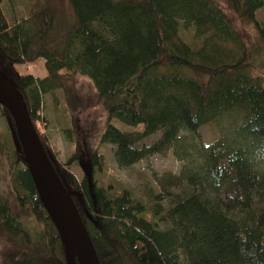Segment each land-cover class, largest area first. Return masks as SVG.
<instances>
[{"label":"trees","instance_id":"trees-1","mask_svg":"<svg viewBox=\"0 0 264 264\" xmlns=\"http://www.w3.org/2000/svg\"><path fill=\"white\" fill-rule=\"evenodd\" d=\"M0 0V71L14 85L44 151L78 212L99 264H264V86L252 76V46L235 26H253L264 47V0H32L25 20L10 22ZM233 15V16H232ZM191 25L195 43L179 36ZM43 58L46 75H18L17 64ZM87 77L104 113L100 142L115 146L126 168L173 149L179 176L161 178L179 189L164 211L162 194L145 188L147 204L128 190L99 186L104 158L93 150L78 181L36 129L43 96ZM57 105H55L56 109ZM65 139L77 144L72 104L61 106ZM12 148L0 139V264H66L39 181L29 168L15 125ZM236 114L227 133L197 144L199 129ZM114 123L136 128L120 130ZM161 131L149 146L141 138ZM1 164V163H0ZM161 225L166 226L161 228Z\"/></svg>","mask_w":264,"mask_h":264},{"label":"rangeland","instance_id":"rangeland-1","mask_svg":"<svg viewBox=\"0 0 264 264\" xmlns=\"http://www.w3.org/2000/svg\"><path fill=\"white\" fill-rule=\"evenodd\" d=\"M31 3L32 0H4V12L10 22H19L27 18ZM233 18L235 26L253 48L252 56L248 62L249 70L252 76L259 78L264 86V47L258 41L251 24L241 23L235 16ZM256 19L264 23V5L257 12ZM178 34L186 44L193 45L196 41L193 26L186 25L182 21L179 23ZM14 71L18 75L30 74L35 77H43L46 75L44 59L39 58L27 64H17L14 66ZM0 82L9 89L14 88L2 71H0ZM66 88L65 92L56 91L55 96L49 94L43 96V108L36 122V129L39 133L42 132L46 135L54 158L64 165L72 153L78 152V161L73 160L67 170L78 181H81L84 172L88 170L91 152L96 150L104 158L103 171L95 172L99 186L110 185L115 191L128 190L135 199L144 204H147L145 188H151L155 193L162 194L164 198L162 204L166 211L171 205V197H167L166 193L179 194V189L167 188L166 191H163L160 185V182H163L161 178L166 175L179 176L187 161L179 160L174 155L173 149H169L162 154L146 157L126 168H119L114 159L115 146L100 142L105 117L97 102L93 83L87 77L76 76L72 83L66 85ZM66 97L67 99L69 97L72 104L74 123L78 132V141L75 145L68 142L62 133L68 120L62 117L60 106L65 103ZM55 105H57L56 109ZM231 120L236 124L240 122L239 117L232 114L220 117L214 124L202 126L199 129L197 144L208 145L219 136V132L227 133ZM114 124L118 129L131 134H138L142 131L141 127L131 128L120 123ZM10 132L7 121L0 114V139L7 151L12 148ZM160 135L161 131H158L153 135L143 137L138 142V146H149L156 142ZM0 163L4 174L7 164L3 156L0 158ZM259 169L264 172V164ZM160 227L165 228L166 226L160 224Z\"/></svg>","mask_w":264,"mask_h":264},{"label":"water","instance_id":"water-1","mask_svg":"<svg viewBox=\"0 0 264 264\" xmlns=\"http://www.w3.org/2000/svg\"><path fill=\"white\" fill-rule=\"evenodd\" d=\"M0 106L9 113L29 168L39 181L48 215L62 243L66 264H99L78 212L44 151L22 98L16 90L9 89L1 82ZM66 226L79 248L71 245Z\"/></svg>","mask_w":264,"mask_h":264},{"label":"bare ground","instance_id":"bare-ground-1","mask_svg":"<svg viewBox=\"0 0 264 264\" xmlns=\"http://www.w3.org/2000/svg\"><path fill=\"white\" fill-rule=\"evenodd\" d=\"M66 232H67L68 238L70 239L71 245L76 248H79L78 243L76 242L75 238L73 237V235L71 234V231L69 230L67 226H66Z\"/></svg>","mask_w":264,"mask_h":264}]
</instances>
